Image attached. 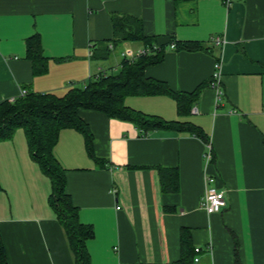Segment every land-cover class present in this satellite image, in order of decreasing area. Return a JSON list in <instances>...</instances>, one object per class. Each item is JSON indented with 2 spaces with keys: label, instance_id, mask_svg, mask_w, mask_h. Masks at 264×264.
Masks as SVG:
<instances>
[{
  "label": "crops",
  "instance_id": "1",
  "mask_svg": "<svg viewBox=\"0 0 264 264\" xmlns=\"http://www.w3.org/2000/svg\"><path fill=\"white\" fill-rule=\"evenodd\" d=\"M117 16L139 20L148 42L115 43ZM33 37L46 58L41 74L28 55ZM101 43L110 49L107 58ZM144 49L162 54L145 74L169 92L129 96L125 105L190 123L209 142L189 131L147 132L132 121L79 111L92 146L66 129L54 155L81 223L94 230L87 243L92 264H176L184 244L199 258L191 264H264V0L231 6L226 0H0V103L23 91L63 96L101 73L121 71ZM198 89L181 115L172 93ZM13 174L22 192L36 182L47 193L40 206L32 196L14 204ZM0 184L7 264H76L49 205L51 181L23 129L0 141ZM210 189L225 194L219 213L202 207Z\"/></svg>",
  "mask_w": 264,
  "mask_h": 264
},
{
  "label": "trees",
  "instance_id": "2",
  "mask_svg": "<svg viewBox=\"0 0 264 264\" xmlns=\"http://www.w3.org/2000/svg\"><path fill=\"white\" fill-rule=\"evenodd\" d=\"M114 27L115 43L148 42L149 40L143 33L141 22L135 18L117 16L114 18ZM105 44L101 43V46ZM104 48L100 52L103 53L104 58H107L110 49L107 45ZM154 51H152L155 53L153 56L147 55L125 61L121 71L101 73L91 78L85 86L71 88L63 96L28 92L16 101L6 100L0 103V141L11 138L17 129L25 131L33 159L51 181L49 205L65 231L76 264H92L87 243L94 238V230L91 226L82 224L79 219V209L67 193L66 171L56 159L54 148L61 131L75 129L85 136L90 149L93 138L87 124L79 116L81 109L95 110L110 118L135 122L147 132L153 130L189 131L206 143L209 142L204 132L190 123L167 122L159 117L135 111L125 105V99L129 96L169 92L165 85L146 77V69L162 60V54L157 50ZM28 55L33 60L35 73L45 72L46 58L43 57L41 43L37 37L29 39ZM199 90L201 89L186 95L172 93L178 102L181 115L190 111L199 95ZM184 246L182 259L176 264H191L195 260V249H193V257L192 251L186 244ZM0 264H7L1 233Z\"/></svg>",
  "mask_w": 264,
  "mask_h": 264
},
{
  "label": "built area",
  "instance_id": "3",
  "mask_svg": "<svg viewBox=\"0 0 264 264\" xmlns=\"http://www.w3.org/2000/svg\"><path fill=\"white\" fill-rule=\"evenodd\" d=\"M236 1H239V0H226V4L227 6H231L233 2H236ZM215 44L221 45L222 42L221 40L218 39L215 41ZM172 47L174 48L175 45H173ZM151 52H152L151 49H144V50H141L136 55V57L140 58L143 56H147ZM217 80H218V76L215 78V81L213 82V86L215 87H219V81ZM26 94H28V92L23 91L21 94V97L25 96ZM194 112L197 113V110L195 109ZM225 206H226L225 194L222 191H218L216 189H210L202 200V207L206 210L208 214L219 213ZM196 252L200 253L201 249L196 248ZM198 261H199V258L196 257L195 262H198Z\"/></svg>",
  "mask_w": 264,
  "mask_h": 264
},
{
  "label": "rangeland",
  "instance_id": "4",
  "mask_svg": "<svg viewBox=\"0 0 264 264\" xmlns=\"http://www.w3.org/2000/svg\"><path fill=\"white\" fill-rule=\"evenodd\" d=\"M11 171H13V169ZM27 172H29V171H26V173ZM5 176H7V175H5ZM18 177H19L18 174L17 175L13 174L12 178H10V179H13L16 181V183H13V185H10L12 187V190H14V191L16 190L17 192H20L18 194L15 191L17 198H14V204L18 205L19 202L25 203L26 197H27V199H30V196H32V199H33L32 201L34 202L33 204H35V202H36L40 206L41 202L43 203V196L47 193L43 190H40L39 189L40 186H39V184H35L36 182H29V184H28L30 187L29 190L27 192H22V190L24 189V184L17 182ZM14 178H16V179H14ZM30 179H31V177H30ZM37 181H39V180H37ZM8 184H10V183H8ZM19 197L23 198L22 201H20L21 199H19Z\"/></svg>",
  "mask_w": 264,
  "mask_h": 264
}]
</instances>
